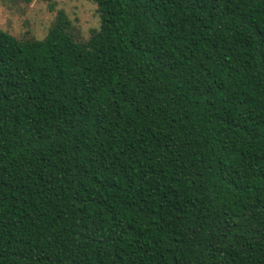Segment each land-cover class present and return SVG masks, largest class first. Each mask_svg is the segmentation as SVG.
<instances>
[{
	"label": "trees",
	"instance_id": "obj_1",
	"mask_svg": "<svg viewBox=\"0 0 264 264\" xmlns=\"http://www.w3.org/2000/svg\"><path fill=\"white\" fill-rule=\"evenodd\" d=\"M89 1L0 29V264H264V0Z\"/></svg>",
	"mask_w": 264,
	"mask_h": 264
},
{
	"label": "rangeland",
	"instance_id": "obj_2",
	"mask_svg": "<svg viewBox=\"0 0 264 264\" xmlns=\"http://www.w3.org/2000/svg\"><path fill=\"white\" fill-rule=\"evenodd\" d=\"M61 10L78 40L98 26L95 6L89 0H0V29L15 37L41 39Z\"/></svg>",
	"mask_w": 264,
	"mask_h": 264
}]
</instances>
